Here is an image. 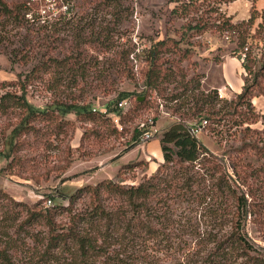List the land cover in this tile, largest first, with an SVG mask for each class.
Instances as JSON below:
<instances>
[{
	"label": "trees",
	"instance_id": "trees-1",
	"mask_svg": "<svg viewBox=\"0 0 264 264\" xmlns=\"http://www.w3.org/2000/svg\"><path fill=\"white\" fill-rule=\"evenodd\" d=\"M115 1L100 0L99 6L110 7ZM234 1L169 0L174 4L170 14L184 20L174 31L178 38L151 40L148 47L134 45L121 53L129 81L138 82L136 75L142 80L145 99L137 104L154 94L176 118L158 139L163 163L156 171L145 173L138 184L126 185L123 169L131 164H123L114 180L77 189L65 197V206L48 207L46 199L51 194L28 205L0 188V264H167L168 260L174 264H212L217 256L218 264L239 258L245 259L244 264H264V243L257 251L245 231L250 222L264 240V114L257 113L252 103L255 97L264 98V11L258 12L253 4L249 18L236 23L223 11L224 5ZM16 4L25 17L26 0ZM75 8L70 17L32 29L60 30L75 18L79 0H75ZM207 32L235 38L237 49L233 53L239 52L236 58L244 77L240 92L229 101L218 97L216 89L204 91L201 75L189 76L182 66L192 57L191 48L182 45L192 46L191 38ZM129 56L136 72L129 65ZM34 72L0 83V162H5L4 174L40 186L51 176L60 178L70 167L72 150L66 143L60 150L64 153L62 163L42 173L35 170L33 152L42 149L48 156L53 146L71 139L76 123L83 130L77 148L81 150L89 135L105 139L106 134L117 133L107 113H115L120 121L121 115L118 109L102 113L74 97L37 107L28 100L35 87ZM130 95L119 91L115 108L122 102L130 105ZM219 102L224 104L217 107ZM68 114H73L75 121L67 120ZM202 120L212 131L214 125L221 124L227 132L241 135V144L228 155L231 173L190 134L189 128ZM258 122L260 130L252 127ZM139 135L137 131L126 146L137 143ZM247 155L259 164L246 161ZM195 206L212 215L214 227L196 230L182 247L169 243L167 248L175 251L172 257L163 253L153 259L151 252L163 234L177 236L181 231H192L187 217ZM126 250H130L127 256Z\"/></svg>",
	"mask_w": 264,
	"mask_h": 264
},
{
	"label": "rangeland",
	"instance_id": "rangeland-1",
	"mask_svg": "<svg viewBox=\"0 0 264 264\" xmlns=\"http://www.w3.org/2000/svg\"><path fill=\"white\" fill-rule=\"evenodd\" d=\"M92 1L93 3L79 0V11L75 18L61 27L62 29L42 31L32 29L40 25H31L26 20L23 12L17 8V0H0V83L15 80L19 74L26 75L34 70L35 87L28 93V100L33 105L40 107L52 101H69L74 97L80 102L90 103L93 109L102 113L118 109L121 115L120 121L115 113H107L117 133L106 134L105 139L89 135L80 147L81 150L77 151V148L80 146L83 130L76 123L77 128L71 139H64L61 144L54 141L59 146H53L48 156L42 149L33 152L35 170L42 173L62 163L64 153L60 150L66 143L72 150L73 161L70 167L60 178L51 176L48 182H42L40 186H36L31 180L4 174L1 169L5 162H0V188L16 201L31 205L44 195L51 194L48 198L49 204L46 199L48 207L53 204L65 206V197L74 194L77 189L85 185H95L104 179L114 180L118 169L125 163L131 164L129 169H123L122 178L126 185L140 183L148 170L147 164L163 163L157 162L148 148V142L159 139L162 132L176 122V118L170 116V111L154 94H149L142 105L137 104L138 100L145 99L142 80L136 75L138 82L129 81L124 72L126 66L121 53L131 50L134 45L148 47L151 40H162L167 36L177 39L174 31L180 29L184 20L170 14L174 4L169 3V0H117L115 3L111 2L110 7L103 4L99 6L100 0ZM253 4L258 12L264 11V0H235L224 5L223 11L233 22L238 23L249 18ZM189 41L192 46L182 47L191 48L192 57L189 61L182 62L183 68L189 76L194 73L201 75V87L204 91L216 89L218 97L231 100L240 92L241 88L238 90V87L242 86L244 77L243 69L235 61L238 60L236 56L239 52L233 53L237 49L235 38L207 32ZM129 61L132 71L136 72L131 56ZM223 62L230 74L227 76V84L221 70ZM119 91L131 93L128 97L130 105L129 102H122L115 108L114 100ZM252 103L257 113L264 114L263 97L253 98ZM223 104L224 102H219L217 107ZM155 117L157 120L153 122ZM65 118L75 121L73 114H68ZM252 127L260 130L262 125L258 122ZM213 128L215 131L208 126L204 127L195 137L200 144L219 157L228 173H231L228 155L229 152L234 154V150L241 144V135L238 132H227L221 124L214 125ZM137 131L140 132L138 142L131 148L127 147ZM145 131L153 133L146 141L141 136ZM100 132L105 133V130L100 128ZM105 149L110 151L103 153ZM254 159L247 155L246 161L258 165ZM81 204L80 201L78 205ZM185 214L182 213V218L186 217ZM189 214L187 218H190L189 223L193 225L192 231L184 230L177 236L172 233L167 236L163 234L161 242L155 244L151 252L153 259L163 253L171 256L175 251L167 248L169 243H173V247H182L183 242L189 236H194L196 230L214 227L212 215H207V211L201 206H195ZM245 231L248 241L259 251L258 248L263 247L264 243L262 235L250 222L247 223ZM218 259L217 256V261H212V264H218ZM244 261L245 259L239 258L237 261H223L221 264H244ZM167 264L174 262L168 260Z\"/></svg>",
	"mask_w": 264,
	"mask_h": 264
},
{
	"label": "built area",
	"instance_id": "built-area-1",
	"mask_svg": "<svg viewBox=\"0 0 264 264\" xmlns=\"http://www.w3.org/2000/svg\"><path fill=\"white\" fill-rule=\"evenodd\" d=\"M75 12V0H26L25 18L33 25L49 27L63 18L72 16ZM206 125L207 122L204 120L194 123L189 128V132L195 136ZM152 136V131H145L142 138L146 141ZM47 202L50 203L49 200Z\"/></svg>",
	"mask_w": 264,
	"mask_h": 264
},
{
	"label": "crops",
	"instance_id": "crops-1",
	"mask_svg": "<svg viewBox=\"0 0 264 264\" xmlns=\"http://www.w3.org/2000/svg\"><path fill=\"white\" fill-rule=\"evenodd\" d=\"M235 61H237V63L240 64V62L238 60H235ZM225 67H226V63L223 62V69H221V70L223 72L222 75H223L224 81L227 84V83H229L228 80H227V76L229 77L230 74L226 71ZM240 88H241V86L238 87V90H240ZM148 148L151 149V151L155 155V159L157 160V162L161 163L162 162V153H161V149H160V145H159L158 139H153V140L149 141L148 142ZM153 164H155V163H153ZM153 164H151V163L148 164V170L146 172L147 175H150L151 173H153L155 171V169L157 168L158 164H155L154 168L152 167Z\"/></svg>",
	"mask_w": 264,
	"mask_h": 264
}]
</instances>
